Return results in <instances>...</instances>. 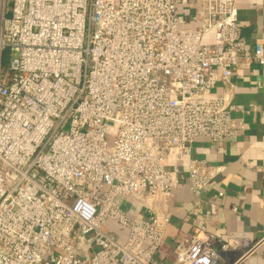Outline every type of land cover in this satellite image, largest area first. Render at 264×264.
<instances>
[{
	"label": "built area",
	"instance_id": "2783aa9c",
	"mask_svg": "<svg viewBox=\"0 0 264 264\" xmlns=\"http://www.w3.org/2000/svg\"><path fill=\"white\" fill-rule=\"evenodd\" d=\"M247 48L237 0H0V264H229L224 168L191 156L244 129L215 90L264 67ZM185 180L205 223L171 244Z\"/></svg>",
	"mask_w": 264,
	"mask_h": 264
},
{
	"label": "crops",
	"instance_id": "0c3cea01",
	"mask_svg": "<svg viewBox=\"0 0 264 264\" xmlns=\"http://www.w3.org/2000/svg\"><path fill=\"white\" fill-rule=\"evenodd\" d=\"M237 8L242 34L248 42L247 54L252 56L255 45L264 48V0H237ZM232 85L220 83L215 94L228 97L241 107L234 117L243 121L244 129L235 138L226 140L220 150L208 139H200L191 159L206 160L224 168L204 191L202 204L204 214L209 216L206 220L209 233L231 246L228 263L237 259V264H264V67L254 64L250 69L242 68L233 76ZM188 162L176 168L179 175H187ZM218 192L224 194L223 198H214ZM199 202L188 194L187 181H183L174 198L168 243L196 233L205 223L198 209L192 212ZM128 203L134 206V215L141 213L135 201ZM211 204L215 205L212 214Z\"/></svg>",
	"mask_w": 264,
	"mask_h": 264
},
{
	"label": "trees",
	"instance_id": "16d2710c",
	"mask_svg": "<svg viewBox=\"0 0 264 264\" xmlns=\"http://www.w3.org/2000/svg\"><path fill=\"white\" fill-rule=\"evenodd\" d=\"M9 61H10V52L6 50L3 53V57H2V71L4 74L8 72Z\"/></svg>",
	"mask_w": 264,
	"mask_h": 264
},
{
	"label": "water",
	"instance_id": "95a60500",
	"mask_svg": "<svg viewBox=\"0 0 264 264\" xmlns=\"http://www.w3.org/2000/svg\"><path fill=\"white\" fill-rule=\"evenodd\" d=\"M230 256H231V255H230ZM231 257H233V255H232ZM236 260H237V259H232V261H231V262H233V261L235 262Z\"/></svg>",
	"mask_w": 264,
	"mask_h": 264
},
{
	"label": "rangeland",
	"instance_id": "374dc122",
	"mask_svg": "<svg viewBox=\"0 0 264 264\" xmlns=\"http://www.w3.org/2000/svg\"><path fill=\"white\" fill-rule=\"evenodd\" d=\"M186 16H188V15H186Z\"/></svg>",
	"mask_w": 264,
	"mask_h": 264
}]
</instances>
